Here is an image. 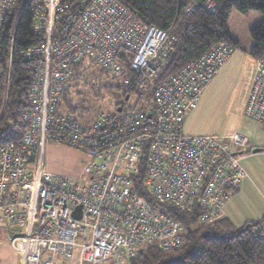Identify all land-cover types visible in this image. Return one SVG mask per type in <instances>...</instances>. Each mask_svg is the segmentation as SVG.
Instances as JSON below:
<instances>
[{"label":"built area","instance_id":"obj_1","mask_svg":"<svg viewBox=\"0 0 264 264\" xmlns=\"http://www.w3.org/2000/svg\"><path fill=\"white\" fill-rule=\"evenodd\" d=\"M203 6L215 9L212 1ZM26 9L30 42L15 52ZM175 43L121 0H90L78 13L61 0H0L2 111L14 58L28 71L23 132L0 146V227L19 264H131L140 246L168 252L182 245L185 228L166 207L197 210L202 225L222 219L246 177V139L186 135L183 124L235 49L212 44L169 73ZM85 55L121 80L125 96L119 112H100L87 124L61 106L71 68ZM244 115L264 122V57L254 61ZM50 142L87 157L82 183L45 170ZM253 235L264 238V223Z\"/></svg>","mask_w":264,"mask_h":264},{"label":"trees","instance_id":"obj_2","mask_svg":"<svg viewBox=\"0 0 264 264\" xmlns=\"http://www.w3.org/2000/svg\"><path fill=\"white\" fill-rule=\"evenodd\" d=\"M27 0H18L23 5ZM90 0H61L73 13ZM212 1L215 9L211 11L203 5ZM123 5L133 11L140 19L163 31H169L176 43L169 57V73H177L191 61L199 58L212 44L224 42L238 48V42L230 35L227 21L232 11L246 15L259 12L264 15V0H121ZM191 7V13L186 10ZM30 14L26 9L19 23L15 52L29 44ZM252 47L249 56L253 59L264 56V18L260 26L250 32ZM93 66L79 63L73 69L72 80L64 92L61 106L64 110L80 118L76 106H83V101L91 97L90 87L97 86L98 94L117 99L118 104H125V96L120 97L118 86L110 87L107 81L99 83L104 76L93 78L97 82L87 86ZM27 64L14 58L10 75V88L4 114L0 118V146L19 139L23 132L21 112L26 104ZM85 77V78H84ZM78 86V87H77ZM87 86V87H85ZM76 87V88H75ZM3 85H0V108L4 102ZM75 88V89H74ZM100 90V91H99ZM120 97V98H119ZM75 99V101H74ZM169 216L180 222L185 233L182 245L172 251L161 252L153 246L140 249L131 264H264V238H255L259 222H250L241 227H234L228 220L221 219L210 225L198 223L197 210H180L166 207Z\"/></svg>","mask_w":264,"mask_h":264},{"label":"rangeland","instance_id":"obj_3","mask_svg":"<svg viewBox=\"0 0 264 264\" xmlns=\"http://www.w3.org/2000/svg\"><path fill=\"white\" fill-rule=\"evenodd\" d=\"M263 18L264 15L259 12H249L246 15L239 14L236 11L231 12L227 21V27L230 35L238 42L239 47L237 49L234 48L235 50L229 59L218 71L216 76L205 86L197 107L186 114L183 124L184 134L228 135L237 133L246 139L247 150L242 156L251 151H264V122H259L245 116L244 106L241 103V101L244 102L246 97L247 80L252 64L253 73L254 61L258 59H253L248 55L253 43L250 32L261 25ZM244 55H247L246 60L243 57ZM263 57L264 56L260 58ZM82 62H84L86 66L95 67L100 72L98 73L97 71H92V69L90 70L91 76L87 81V86L97 82V80L93 78L94 76L97 78L103 75L105 79H100L99 83L105 82L106 80L107 85L110 87H116L117 84L119 88L118 94L120 93V97L122 98L121 80L106 72L101 64L97 61L95 62L86 55L72 66L68 83L72 80L71 76L73 69ZM97 86L100 85L96 84V86L87 89L91 91V97L89 96L88 99H85L89 103L83 101V106H76V109L81 112L79 118L81 123L87 124L88 122H92L100 112H118L116 109H121V105L124 106L122 103L117 105V99L114 97L108 95L100 96ZM131 103L132 99L129 104ZM26 105L27 103L25 107ZM2 107L3 104L0 108V118L4 114ZM61 109L63 110L62 107ZM43 156L44 168L48 173L69 177L73 182L78 181L82 183L84 181L83 168L88 159L83 153L76 150L73 151L65 145L50 142L45 145ZM232 193L229 200L223 206L222 216H225V212L227 215L228 212L226 211V207L232 204ZM240 208H242V210L236 209V206H234L228 213V217L237 222L241 215L244 219L252 216V213L250 216L248 215L249 211L247 209H244L242 206H240ZM261 221L264 223V219ZM8 245L9 242L6 238L4 228L0 227V251L2 254V261H0V264L16 263V253L9 248L10 245ZM143 247L144 246H140L136 248L135 251L138 252ZM65 264H77L76 258Z\"/></svg>","mask_w":264,"mask_h":264},{"label":"crops","instance_id":"obj_4","mask_svg":"<svg viewBox=\"0 0 264 264\" xmlns=\"http://www.w3.org/2000/svg\"><path fill=\"white\" fill-rule=\"evenodd\" d=\"M243 57L246 60L247 55H244ZM252 68L253 64L247 80L246 97L248 93ZM246 97L244 102L241 101L243 106L246 101ZM240 164L245 171L246 177L241 181L239 188L232 193V204L226 207V211L229 213L234 206H236V209L238 208L242 210V208H240V206H242L244 207V209H247L249 211L248 215L250 216L252 213V216H250V218L244 219L241 215L237 222H235L236 220L228 217V213L226 215L225 212V216H222L223 219L228 220L234 227H241L246 223H255L264 219V151H251L250 153L243 155ZM0 261H2L1 251ZM15 264H18V257L16 258Z\"/></svg>","mask_w":264,"mask_h":264},{"label":"water","instance_id":"obj_5","mask_svg":"<svg viewBox=\"0 0 264 264\" xmlns=\"http://www.w3.org/2000/svg\"><path fill=\"white\" fill-rule=\"evenodd\" d=\"M117 111H120V108L117 109ZM256 152V151H254ZM79 211H80V207L76 208V211L74 212L73 216L78 219L79 218Z\"/></svg>","mask_w":264,"mask_h":264},{"label":"bare ground","instance_id":"obj_6","mask_svg":"<svg viewBox=\"0 0 264 264\" xmlns=\"http://www.w3.org/2000/svg\"><path fill=\"white\" fill-rule=\"evenodd\" d=\"M117 110V109H116Z\"/></svg>","mask_w":264,"mask_h":264}]
</instances>
